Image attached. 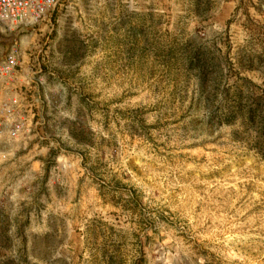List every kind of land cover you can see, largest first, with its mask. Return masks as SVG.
<instances>
[{
  "label": "rangeland",
  "instance_id": "rangeland-1",
  "mask_svg": "<svg viewBox=\"0 0 264 264\" xmlns=\"http://www.w3.org/2000/svg\"><path fill=\"white\" fill-rule=\"evenodd\" d=\"M20 41L50 104L0 148V264H264V0H61Z\"/></svg>",
  "mask_w": 264,
  "mask_h": 264
},
{
  "label": "built area",
  "instance_id": "built-area-1",
  "mask_svg": "<svg viewBox=\"0 0 264 264\" xmlns=\"http://www.w3.org/2000/svg\"><path fill=\"white\" fill-rule=\"evenodd\" d=\"M61 0H0V40L52 23ZM0 53V148L20 135L38 130L41 105L49 107V96L39 71L28 72L20 64L21 47ZM28 60H30L28 58ZM0 155L5 157L3 152Z\"/></svg>",
  "mask_w": 264,
  "mask_h": 264
}]
</instances>
